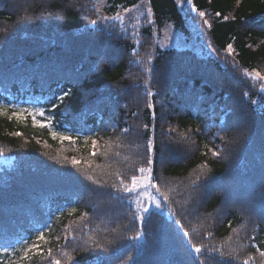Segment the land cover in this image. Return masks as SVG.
<instances>
[{"label": "trees", "instance_id": "trees-1", "mask_svg": "<svg viewBox=\"0 0 264 264\" xmlns=\"http://www.w3.org/2000/svg\"><path fill=\"white\" fill-rule=\"evenodd\" d=\"M139 1L103 0L97 10L98 0H0V105L9 115L10 105L44 108L53 130L75 140L54 139L30 115L0 116L7 161L0 164V247L4 240L30 244L40 229L44 253L24 264H49L48 248L61 264H74L63 252L83 264L90 250L77 246L89 237L110 264H192L189 238L167 208L146 214L141 237L130 240L141 229L131 194L110 187L119 177L130 183L148 165L152 139L153 182L191 242L221 249L225 259L236 257L233 264L248 257L261 264L264 111L251 100L264 102V82L245 73L264 75V0H192L204 18L187 3L181 10L175 0H148L152 23L99 19ZM163 29L181 34L183 45L163 47ZM193 35L212 52L189 46ZM62 90L69 96L48 111ZM73 157L81 163L73 166ZM65 234L76 236L67 247ZM22 246L0 261L17 258ZM201 259L218 264L219 256Z\"/></svg>", "mask_w": 264, "mask_h": 264}, {"label": "snow or ice", "instance_id": "snow-or-ice-1", "mask_svg": "<svg viewBox=\"0 0 264 264\" xmlns=\"http://www.w3.org/2000/svg\"><path fill=\"white\" fill-rule=\"evenodd\" d=\"M176 5L183 10V5L185 3L191 5V10L192 11H198L195 7V5L192 3V0H175ZM131 9L129 8H124V12L127 13ZM198 15L201 18L205 17V12L203 11H198ZM217 16L220 15V13H216ZM147 16L149 17V22L152 23L151 21V16H152V10L149 8L147 10ZM100 20H116V21H122V17L120 13H116L114 17H100ZM225 20L228 19V17H224ZM97 20H93L92 24L95 25L97 24ZM203 24L206 25L207 27H211V24L207 19H203ZM133 35H137V33H133ZM170 39L177 45L179 46L183 40L184 37L181 34H173V36L170 37ZM141 41L137 40L136 44L139 45ZM137 51L136 48L132 49L133 54H135ZM227 51L229 54H232L233 49L232 45L229 44L227 46ZM213 52H215V49H213ZM149 59H151L149 57ZM141 61L137 57L136 63H140ZM146 71L151 72L152 69H146ZM245 75L249 77H254L257 80L264 81V75H261L260 72L253 70V72H246ZM147 83V82H146ZM260 91L264 93V83H261L260 85ZM69 91H63L62 94L59 96H56L53 94L54 98L57 100L58 103H52L51 109L48 111L54 110L58 107L60 103H63L65 98L69 96ZM149 96H152L153 93L151 91H148L147 93ZM246 97L248 96V93L244 94ZM252 105H259L260 110L264 111V102L258 101V100H251ZM13 110L11 111V114L9 115L8 113V108L5 106L0 105V116H6L9 120L16 118L17 120H21L26 118L27 116H31L32 118V124L33 126H39L41 128L47 127L49 129L50 135L54 139H59L61 142L68 140L71 142H75V140L68 135H65L64 133H60L57 131H54V121L52 119L51 115L45 116V109L44 108H36V109H20V111H16V105H10ZM149 107H152L150 104ZM37 116L41 117L42 119H37ZM145 127H147L145 125ZM125 133L128 131V129L123 130ZM16 135H20V133H16ZM85 143L88 141V137H85ZM148 152L149 156L147 158V164L149 167H143L141 166L137 171L139 175H133L130 177V183L126 182L123 177H119V184H113L110 187L114 189L116 193L123 192L125 194H135L137 195V199L134 201L129 197L128 198V204L130 209L133 210V219L140 221L141 229L136 232L135 236L129 237L130 240H136L137 238L141 237L142 235V228H143V223L145 220V215L151 214V210L154 208L157 210L158 214H163L164 209H168V214L173 218V223L178 225L180 229L183 232L184 237L189 238L188 239V245L189 248L193 254V259H192V264H204V261L201 259L202 256H212L214 254H218L219 256V261L218 264H233L235 261L236 257L231 256L229 254L228 258L225 259V253L221 249L217 248H208L207 246L203 244H195L191 242V239L189 237V233L187 230H184L183 225L180 223L179 220L175 219L176 212L175 209L171 207V201L169 196L162 192L159 188L158 185H156L153 182L152 178V168L151 165L153 163V159L151 156V153L154 151V142L152 139H149L148 142ZM92 152L91 155L95 156L97 154L96 152V141L92 142ZM0 155H3V149H0ZM213 155L218 156V152H213ZM81 161L77 160L75 157L72 158L71 164L73 166L79 165ZM202 169L206 167V165L201 166ZM147 173V175H145ZM85 179L92 181L93 183H96L99 185V181L93 180L92 176H85ZM145 181H147L145 183ZM100 187H103V185H99ZM148 189H154V193L149 196L147 201L141 202L142 197L140 196L141 193L147 192ZM119 199L124 200V196H118ZM133 204L135 205L134 208H132ZM75 211V209H73ZM84 216H87V213L84 214ZM43 228L50 227V225H42ZM39 231V235L35 237V240L32 243H27V240H17L15 242H12L11 240H4L3 241V247H0V254H7L10 256H14L16 251H17V246L18 245H24L19 248V256L14 259H10L6 262V264H24L25 261H31L34 256H42L44 253V249L42 248L41 244L38 243L39 241H45V236L44 232L40 229H37ZM235 231V230H234ZM210 235V234H209ZM30 238V237H29ZM76 236L74 234H65L64 236V241H65V247H67V244L70 240H75ZM46 242V241H45ZM80 248H87L90 250V254L87 258H85L83 264H110V256H104L103 255V250L104 246L100 244L98 241H96L94 238L89 237L88 239H83L81 243L77 246ZM95 249H101L102 251H95ZM75 250V249H74ZM31 254V255H30ZM64 256L67 257L69 261H74V264H81L80 261L74 260V258L67 252L62 253ZM260 256L264 257V251L260 252ZM46 259L49 261V264H61V260L55 258L53 255V250L51 248L47 249V257ZM252 260V257H248V259H245L243 261V264H250V261ZM0 264H5V262L0 261ZM261 264H264V260L261 261Z\"/></svg>", "mask_w": 264, "mask_h": 264}, {"label": "rangeland", "instance_id": "rangeland-1", "mask_svg": "<svg viewBox=\"0 0 264 264\" xmlns=\"http://www.w3.org/2000/svg\"><path fill=\"white\" fill-rule=\"evenodd\" d=\"M103 0H98L97 4H96V9L100 10L101 8V2ZM150 8L148 0H140L139 3L137 5H135L134 7H131L129 9H131L129 12L125 13L124 11L120 13L121 17H122V21L129 23L131 25H135L136 23H138L140 20H142V18H148L147 16V10ZM116 21V20H115ZM121 23V21H116ZM124 24V23H123ZM190 26V25H189ZM191 28V26H190ZM192 30V29H191ZM174 32L170 29H163L161 32V43L163 45V47H170V46H177L171 39L170 37L173 36ZM183 42L179 45L182 46ZM189 46H193L196 49H203L204 51H206L208 54H210L212 52L211 49L208 48V46H206L204 43L194 40V35L192 36V40L191 42L188 43ZM264 82V81H262ZM149 152H148V156H149ZM3 163H7L6 159H4L3 157H0V164ZM144 167H149V165L144 166ZM139 175V173L137 174ZM145 175H147V173H145ZM147 181H145L146 183ZM154 193V189H148L147 192L141 193L140 196L142 197L141 202H145L147 201V199L149 198V196H151ZM137 195L135 194H131V199L134 201L135 199H137ZM133 207H135V205L133 204ZM152 210H156V209H152ZM151 210V211H152Z\"/></svg>", "mask_w": 264, "mask_h": 264}]
</instances>
